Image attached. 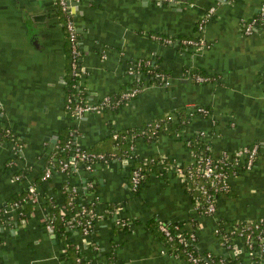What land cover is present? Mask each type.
<instances>
[{
    "label": "crops",
    "instance_id": "crops-1",
    "mask_svg": "<svg viewBox=\"0 0 264 264\" xmlns=\"http://www.w3.org/2000/svg\"><path fill=\"white\" fill-rule=\"evenodd\" d=\"M75 1L76 89L95 102L136 82L143 88L116 109L72 117L64 106L72 73L57 1L0 0V126L10 128L14 137L0 140V264H72L62 257L64 236L47 225L50 205L66 208L67 186L76 189V202L91 203L96 215L88 234H69L91 264H105L109 256L118 264H191L182 254H171L159 221L194 232L199 252L238 264H264L243 239L235 238L226 250L215 232L219 220L226 226L264 217V153L250 168L228 176L229 190L219 195L212 215L194 208L171 167L147 166L139 189L133 190L130 181L137 159L159 154L178 163L193 161L187 139L200 131L215 157L240 145L264 144V23L244 33L249 21L260 20L264 0ZM211 7L213 16L197 32L199 16ZM192 36L208 47L197 52L179 43L178 38ZM133 64L157 67L169 84L149 82L144 72L129 73ZM195 73L212 80L195 82ZM195 105L206 106L209 114L189 113ZM168 114L173 123L154 139L138 135L148 120ZM120 130L134 135L132 155L119 150L89 169L44 176L65 132L72 134L73 148L108 153L112 133ZM31 183L37 196L29 210L12 207ZM116 219L127 224L118 225Z\"/></svg>",
    "mask_w": 264,
    "mask_h": 264
},
{
    "label": "built area",
    "instance_id": "built-area-1",
    "mask_svg": "<svg viewBox=\"0 0 264 264\" xmlns=\"http://www.w3.org/2000/svg\"><path fill=\"white\" fill-rule=\"evenodd\" d=\"M59 10L65 15L63 21V28L67 33L68 39L71 44V73L74 76L79 75L78 71V33L77 26L73 19L72 11L66 4V0H56ZM162 3H172L174 0H157ZM229 2L230 0H223ZM215 12V8L211 7L199 16L197 22V32H201L206 22L211 19ZM264 23V2L260 7V20L253 19L245 26L244 33L251 34L256 27ZM197 37V36H196ZM164 40V39H162ZM164 42H170L164 40ZM184 48L193 49L197 52L208 47L200 37L197 39H183L181 41ZM143 66L140 64H133L130 67L129 73L134 74L136 72L141 73ZM154 78L157 84L168 85L169 77L161 72H155ZM195 82L205 83L210 82L212 77L209 75L193 74ZM139 81V80H138ZM262 83L264 84V75L262 76ZM143 86L136 82L133 86H128L117 97L105 95L95 102H88L81 94L79 90L76 93L68 95L65 99V110L74 118H80L83 115L91 112H99L113 107H118L122 104L134 99L142 90ZM198 112L201 114H209V109L203 105H195L189 113ZM152 127H159V122L153 124ZM204 131H200V136L204 137ZM71 134V133H70ZM118 134L114 133L113 137H117ZM133 134L126 132L123 137L130 142V149H133L134 144ZM4 137H8L14 140L13 133L10 128L0 126V140ZM63 147H68L69 144H65ZM15 148L20 150V144H15ZM211 147L204 146V153L194 154L193 161H191L190 167L186 168L181 166L180 163L170 162L168 167H171L176 173L186 189H193L196 191L193 197L194 208L207 215H212L216 211L218 194L224 193L229 189L228 176L235 174L241 169H247L253 166L256 158L264 153V144L252 143L240 145L231 150H224L221 155L215 157L211 153ZM71 153L64 157L59 158L55 154H51L47 160L44 176L49 177L55 170L65 172L67 170H79L89 169L91 165L97 160H107L106 156L102 152H91L79 147H71ZM205 151L207 153H205ZM141 167L138 166L131 170L130 181L133 190L138 189L139 183L142 179ZM69 193V203L72 200H76L77 191L74 187L66 188ZM197 192L199 194H197ZM37 196L36 187L33 183L28 185L26 195L23 198L24 201L35 202ZM24 201H14L12 207H18L24 204ZM79 216H73L70 219V226H80V231L83 235L90 232L95 220V212L92 207H86V203L81 204ZM118 225L124 226L127 222L123 219L115 220ZM47 225L52 228V217H47ZM157 228L164 235L165 241L170 246L171 254L176 255L182 253L184 258L191 264H223L228 257L219 256L217 263L213 259L211 252H199L195 249L196 234L192 231L185 233L181 229V226L177 223L170 221H159ZM215 232L220 238V243L224 249H229L235 240V238H241L244 240L248 248L253 252L256 258L264 257V217H258L255 219H245L230 222L228 225H224L222 228L217 223ZM176 241V242H175ZM174 243H176L174 245ZM198 253H196V252ZM234 264V263H233Z\"/></svg>",
    "mask_w": 264,
    "mask_h": 264
},
{
    "label": "trees",
    "instance_id": "trees-1",
    "mask_svg": "<svg viewBox=\"0 0 264 264\" xmlns=\"http://www.w3.org/2000/svg\"><path fill=\"white\" fill-rule=\"evenodd\" d=\"M61 17L64 21L65 15L61 13ZM64 34H65V41H66V45H67V52L69 53V56H70L69 57V59H70L69 64H70V62H71V44H70V41L68 39L67 33L65 32V29H64ZM189 38L190 39H197V37H193V36L192 37L178 38L180 40L179 43L182 45L181 41L183 39H189ZM148 70H151V72H148ZM142 72H144V75H143L144 79L149 80V82L153 81L154 83H157L156 79L154 78L155 72H161L163 74H166L165 72L161 71L157 67L151 66L149 64L143 66ZM76 82H77L76 76L70 74V76L67 77L65 99L68 95L77 92ZM122 91H120L118 94L110 95V96L117 97ZM122 105H124V104H122ZM118 107H113L111 109H116ZM181 113H182V116H181L180 122H182L183 121L182 119H184L186 117V113L183 112V110L181 111ZM170 117L171 116H169V114H168L165 116L155 117L152 120H148L146 127L144 128L145 125L142 127L144 129V132H141L138 135H142L144 138H146L148 140L154 139L158 135L160 130L164 129V126L166 123H170V124L173 123L172 118H170ZM157 121L159 122V127H152L153 124L156 123ZM182 123H184V122H182ZM174 126L178 127L179 123L176 125L174 124ZM141 129H139L135 132H140ZM126 132L127 131H125V130H120V131H114L112 133V135L114 133H117L118 136L116 138L115 137L112 138L110 152H108V153L102 152V153H104V155L106 156L107 159L114 157L113 153H116V151L119 152V150L124 152L125 154H128V155L133 154L132 149H130V147H129L130 142L127 139H125V137H123V134H125ZM6 138H8V137H6ZM60 139L61 140L59 141V146L56 147V149L54 150V152L52 154H55L59 158H64V157L68 156L72 151V149H71V147H73L72 134H70L69 132H65L64 136H62ZM67 143L69 144V148L63 147ZM208 143H209L208 140L201 137L200 133H198L195 137H191V138L187 139L188 147H190L191 150L193 151V153L197 154V155L204 153V146L208 145ZM205 153H207V152L205 151ZM170 162H176V161L174 159L167 157V156H163V155H159V154H153L149 158H147L143 161H141L140 159H137V161L134 163V165L131 166V170H133L134 168H136L138 166L141 167V173H142L143 177L139 183L138 189H139L140 185L142 184V182L145 178L147 166H150V165L168 166L170 164ZM191 163H192L191 161H187L186 163L182 162L180 164H181V166L186 168L187 166L190 167ZM188 191L190 192L192 200H193V197H194V194H196V191H194L193 189H190ZM197 194H199V193L197 192ZM25 195H26V193H25ZM25 195L20 197L17 200H14V201H20V202L24 201L23 198L25 197ZM67 195H68L67 200H69V193L68 192H67ZM219 195L220 194H218V197H219ZM32 203L33 202H31V201H24V204L16 207V209H18L19 211L26 212L29 210ZM90 204L89 203L86 204V207L87 208L91 207ZM65 207H66L65 209H62L61 207L50 205V211H51L50 215L52 217V225H53L54 232L57 235L64 236V241L66 243L65 251L63 252L62 257L71 260L72 264H91V260H90L89 256L86 255V252H84V250L81 247L76 246L69 237L70 232H72L73 230H77V231L81 232L79 230L80 226H77V225L70 226L69 225L70 219L73 216H75V217L79 216L78 214H79V211L81 209V204H78L76 202V200H72L71 203H69V201H68L66 203ZM218 224L221 228L225 225L224 222H222L220 220H219ZM184 232L188 233V231H186L185 229H184ZM162 236L165 239L163 234H162ZM175 244L176 243H174V245ZM195 250L198 251L197 249H195ZM204 252H206V251H204ZM94 253L96 254V252H94ZM196 253H198V252H196ZM180 254H182V253H180ZM218 258H219L218 255L213 256V259L215 260L216 263H217ZM233 263L238 264L235 259L228 258V260H226L223 264H233ZM105 264H118V263L115 262V260L111 256H109V257H107Z\"/></svg>",
    "mask_w": 264,
    "mask_h": 264
},
{
    "label": "water",
    "instance_id": "water-1",
    "mask_svg": "<svg viewBox=\"0 0 264 264\" xmlns=\"http://www.w3.org/2000/svg\"><path fill=\"white\" fill-rule=\"evenodd\" d=\"M66 4L69 6L70 10L73 12V8L75 5H77V2L75 0H66Z\"/></svg>",
    "mask_w": 264,
    "mask_h": 264
}]
</instances>
